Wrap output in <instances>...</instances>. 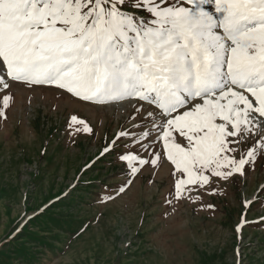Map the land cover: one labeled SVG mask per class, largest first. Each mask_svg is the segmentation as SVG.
I'll list each match as a JSON object with an SVG mask.
<instances>
[{
  "label": "snow or ice",
  "instance_id": "6c2138e0",
  "mask_svg": "<svg viewBox=\"0 0 264 264\" xmlns=\"http://www.w3.org/2000/svg\"><path fill=\"white\" fill-rule=\"evenodd\" d=\"M17 85L83 108L135 101L100 153L127 165L116 195L166 161V203H199L264 159V0H0V118ZM68 127L93 132L77 114Z\"/></svg>",
  "mask_w": 264,
  "mask_h": 264
},
{
  "label": "rangeland",
  "instance_id": "374dc122",
  "mask_svg": "<svg viewBox=\"0 0 264 264\" xmlns=\"http://www.w3.org/2000/svg\"><path fill=\"white\" fill-rule=\"evenodd\" d=\"M34 87H13L0 118V264H264V159L217 180L216 194L201 190L196 204L166 203L174 192L166 161L144 166L116 195L127 165L118 150L100 153L132 128L133 103L83 108ZM71 114L93 132L70 135Z\"/></svg>",
  "mask_w": 264,
  "mask_h": 264
},
{
  "label": "bare ground",
  "instance_id": "6f19581e",
  "mask_svg": "<svg viewBox=\"0 0 264 264\" xmlns=\"http://www.w3.org/2000/svg\"><path fill=\"white\" fill-rule=\"evenodd\" d=\"M129 103H133V102H129Z\"/></svg>",
  "mask_w": 264,
  "mask_h": 264
}]
</instances>
